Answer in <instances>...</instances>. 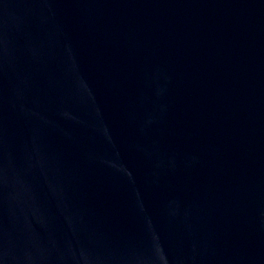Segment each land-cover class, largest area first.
<instances>
[{
	"label": "water",
	"instance_id": "water-1",
	"mask_svg": "<svg viewBox=\"0 0 264 264\" xmlns=\"http://www.w3.org/2000/svg\"><path fill=\"white\" fill-rule=\"evenodd\" d=\"M0 264H264V0H0Z\"/></svg>",
	"mask_w": 264,
	"mask_h": 264
}]
</instances>
